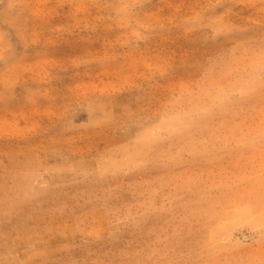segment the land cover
Wrapping results in <instances>:
<instances>
[{"label":"rangeland","instance_id":"374dc122","mask_svg":"<svg viewBox=\"0 0 264 264\" xmlns=\"http://www.w3.org/2000/svg\"><path fill=\"white\" fill-rule=\"evenodd\" d=\"M50 182L5 264L264 263V0H0V186Z\"/></svg>","mask_w":264,"mask_h":264},{"label":"crops","instance_id":"0c3cea01","mask_svg":"<svg viewBox=\"0 0 264 264\" xmlns=\"http://www.w3.org/2000/svg\"><path fill=\"white\" fill-rule=\"evenodd\" d=\"M24 176L26 177H34L35 176L33 174H30L27 173V174H24ZM51 182L48 184V186H50V189H48V191L45 189H43V192L42 194H39L37 193V191L39 192L40 190L38 188H36L37 190L34 191V192H25V195H22L20 193H12L11 191H6L4 193V191H2V189L4 188V186L2 187V185L0 186V224H3L4 221L6 220H9V219H12L14 217H18L20 216V209L24 206V205H27L29 204L30 202H32L33 200L35 199H40L42 197H45L47 195H50L51 194V191L53 190V188H55L54 186H56V184H51ZM15 190V189H14ZM27 191H30V188L26 189ZM32 194H36V196L34 198L31 199L30 195ZM29 195V196H28ZM263 211V210H262ZM253 211V214L255 213H262L264 214V211ZM22 214V213H21ZM247 215H243L241 216L237 221H231V222H228L227 225H226V228L228 229L229 227H232L234 225V227H232L231 230H233V228H235V224L237 225L236 227V230L239 229V228H242V227H245V226H250L252 223H250V221L248 220V218H245ZM254 218H257L256 219V224L255 225H258L259 227H262L264 230V215H255L253 216ZM244 218V219H242ZM228 231V232H225L224 234H231L232 231ZM264 233V232H263ZM3 234L2 233V230L0 228V235ZM223 234V235H224ZM254 237L253 240L257 239V237H255V235H253ZM259 238V237H258ZM258 245L260 248H262V243L264 242V235H262L259 240H258ZM0 264H5L3 259H2V255L0 253ZM259 264V263H257ZM260 264H264V263H260Z\"/></svg>","mask_w":264,"mask_h":264}]
</instances>
